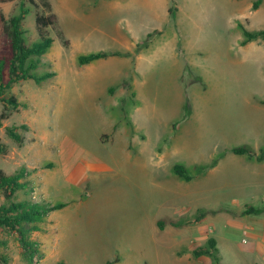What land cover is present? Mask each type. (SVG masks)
<instances>
[{"label":"rangeland","instance_id":"obj_1","mask_svg":"<svg viewBox=\"0 0 264 264\" xmlns=\"http://www.w3.org/2000/svg\"><path fill=\"white\" fill-rule=\"evenodd\" d=\"M139 1L81 25L83 34L49 27L48 64L38 72L56 75L9 90L20 105L1 121L0 169L24 168L36 199L66 206L31 235L41 253L32 262L0 228V264H264V161L230 152L264 149V39L241 47L238 26L264 29V2L251 11L253 0H167V16L166 0ZM20 2L30 9L22 21L30 45L39 41L35 15L46 10L39 0H0V12L8 19ZM132 39L138 46L120 57L134 62L141 52L134 83L122 80L128 60L77 63L93 52H126ZM209 238L218 260L195 258Z\"/></svg>","mask_w":264,"mask_h":264},{"label":"trees","instance_id":"obj_2","mask_svg":"<svg viewBox=\"0 0 264 264\" xmlns=\"http://www.w3.org/2000/svg\"><path fill=\"white\" fill-rule=\"evenodd\" d=\"M39 1L46 12L35 15V26L39 41L30 45H27L24 41V30L22 28V21L30 12V9L23 2H20L18 12L10 18L6 19L0 12V103L4 107L0 114V125L2 120L8 118V107L16 109L20 105L17 99L9 94V90L13 85L25 80H32L36 85L41 86L45 81L56 75L53 71L38 72L39 67L48 64L42 61V57L49 52L53 42L47 29L57 26V19L52 12L49 1ZM29 2L34 3V0H29ZM262 2L264 0H253L251 11L257 10ZM168 12L172 15V7L169 8ZM238 26L243 32V38L240 41L241 47L258 38L264 39V29L249 31L240 23H238ZM149 37H151V34H148L146 38ZM65 44H68V41H65ZM122 55L123 53L120 52L107 53L98 51L78 56L77 63L79 66H83L109 56ZM21 128L26 130L24 125ZM7 134L15 142L22 144V137L15 133L13 128H7ZM1 152H4V150L2 151L1 149ZM230 152L237 156L255 159L257 162L264 161V149L260 150L259 155H256L253 150L245 146L232 148ZM214 164H216V161ZM172 171L183 181L189 182L192 179L187 168L183 165L175 164L172 167ZM0 194L4 197V201L0 204V228L15 234L22 248L24 258L28 262H32L41 253L38 242L33 240L31 235L40 231V224L45 222L51 212L64 208L66 204L51 205L44 198L36 199L34 197V189L31 182L27 179V173L24 168H20L10 175H6L0 169ZM252 212H254V208L248 207L245 213L250 214ZM157 226L162 230V221H158ZM217 252L215 239L209 238L206 245L194 249L192 255L195 258L206 256L217 261ZM57 264L64 263L58 262Z\"/></svg>","mask_w":264,"mask_h":264},{"label":"crops","instance_id":"obj_3","mask_svg":"<svg viewBox=\"0 0 264 264\" xmlns=\"http://www.w3.org/2000/svg\"><path fill=\"white\" fill-rule=\"evenodd\" d=\"M48 1L51 5L52 12L56 16L57 26H59L60 28L63 29L62 30L63 32H61L62 34L67 33V31H68V33L71 32V33H76V34L86 33V32H88V30L87 29H80L81 25H84V27L95 25L98 22H100L102 19H104V21H109L110 19H108V18L110 16L113 8H117L116 6L125 7L128 5V4H126V2H129V0H99L98 4H93V5L89 6V8H86V9L84 7V9L82 10L81 9L82 3H86L85 0H57L55 3L52 2L51 0H48ZM141 1H144L146 4L148 3V0H140L139 2H141ZM79 3H81L80 6H79ZM170 4L171 3H168L166 0L165 7H166L167 16L170 15L168 12V10L170 8ZM106 10H108L107 13H106ZM151 27H152V29H154V28H157L159 26L156 25V22H155L152 24ZM71 28H75V29L71 30ZM127 33H133L132 26H131V30H128ZM152 33H159L160 34V33H162V31L157 30V31H154ZM152 33H148V34H152ZM147 35H146V37H147ZM67 41L69 42L68 48L71 47L72 45H75V43H76L74 40L72 42L71 39H67ZM142 41H140V42H142ZM132 42H133V45H131L129 47L130 50H128L126 52H120V53H130L131 51L135 50L136 45H137V43H139V41L132 39ZM115 52H118V51H115ZM109 53H114V52H109ZM140 56H141V52L136 54L134 62L132 61V59L130 57L109 56L107 58L99 59V60H96V61L91 62L89 64H86L85 66L90 67V66H93L92 64H95V62L105 61V60L110 61L112 59L116 60V58H117V60H120V62L122 60H128L129 61L128 72L125 75V77L122 78V80L125 78H128V77H131L132 83H134V81L136 79V76H134L135 68H137L138 61H140ZM138 58H139V60H138Z\"/></svg>","mask_w":264,"mask_h":264},{"label":"built area","instance_id":"obj_4","mask_svg":"<svg viewBox=\"0 0 264 264\" xmlns=\"http://www.w3.org/2000/svg\"><path fill=\"white\" fill-rule=\"evenodd\" d=\"M35 258H36V257H35ZM35 258H34V259H35Z\"/></svg>","mask_w":264,"mask_h":264}]
</instances>
